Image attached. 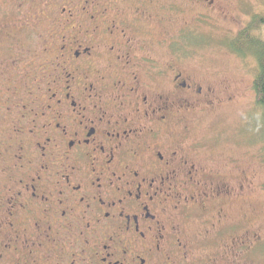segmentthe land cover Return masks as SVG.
I'll return each instance as SVG.
<instances>
[{"label":"flooded vegetation","instance_id":"flooded-vegetation-1","mask_svg":"<svg viewBox=\"0 0 264 264\" xmlns=\"http://www.w3.org/2000/svg\"><path fill=\"white\" fill-rule=\"evenodd\" d=\"M240 14L0 0V264H258L264 231L229 217L256 185L195 135L239 95L202 73L194 39Z\"/></svg>","mask_w":264,"mask_h":264},{"label":"rangeland","instance_id":"rangeland-1","mask_svg":"<svg viewBox=\"0 0 264 264\" xmlns=\"http://www.w3.org/2000/svg\"><path fill=\"white\" fill-rule=\"evenodd\" d=\"M231 2L243 13L238 17L240 25L221 20L208 33L197 35L194 45L198 57L203 59L199 65L202 73H215L211 78L219 91L234 90L239 99L235 104L201 120L195 127V135L206 142L210 157L217 160L221 167L227 164L229 169L242 171L246 177L252 178L256 191L244 201L232 204L229 217L237 222L253 218L257 227L264 231V118L262 109L257 105L254 89L259 45H253L258 41L254 35L264 44V0ZM243 15L252 17L250 24H246ZM259 28L263 31L262 36L254 31ZM238 32L240 35L236 39ZM245 32L251 33L245 36ZM243 38L244 42L241 40ZM236 41L238 45L233 44ZM186 44L189 45V41ZM230 159L239 164H232ZM251 259L264 264V247L253 254Z\"/></svg>","mask_w":264,"mask_h":264},{"label":"trees","instance_id":"trees-1","mask_svg":"<svg viewBox=\"0 0 264 264\" xmlns=\"http://www.w3.org/2000/svg\"><path fill=\"white\" fill-rule=\"evenodd\" d=\"M254 31L256 32L257 35L262 36L263 31L261 28H259L258 30L255 29ZM249 33L245 32L244 35L247 36V34L249 35ZM254 37L255 39H258L257 41L258 44L253 43V45L255 47L256 45H259L258 54L256 55L257 60H258V73L254 81V89L256 92L257 105L262 109V115H263L262 117L264 118V44L261 43V41L259 40L260 38L258 36L254 35ZM244 39L245 38L241 39L243 40L242 42L245 41ZM237 42L238 41H236L235 43L238 45L239 43ZM248 44H251V43H248Z\"/></svg>","mask_w":264,"mask_h":264}]
</instances>
